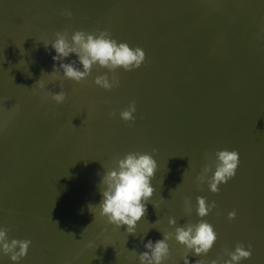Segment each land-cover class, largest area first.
Masks as SVG:
<instances>
[{
	"label": "water",
	"instance_id": "water-1",
	"mask_svg": "<svg viewBox=\"0 0 264 264\" xmlns=\"http://www.w3.org/2000/svg\"><path fill=\"white\" fill-rule=\"evenodd\" d=\"M52 1L46 0L47 6H50L46 12L50 14L52 20L62 26L63 31L67 30L70 34L76 30L95 32L106 29L117 41L127 42L132 48L137 46L143 48L146 59L136 70L120 69L117 72L119 84H128L127 89L132 87L128 93L134 96L131 101L135 100L137 107L134 122H125L121 119L112 120L113 122L118 121V129L122 131H118L116 136L108 135L112 136L116 145H120L121 152L119 149L113 152L110 150L111 155H105V150L101 149L103 154L100 162L94 159V155L91 158L78 156L73 151V147L85 154L86 147L89 152H94L96 143L85 132L88 128L80 120L79 114H89L87 119L96 136L97 126L106 127L105 125L111 123V120L105 119L109 118V113L113 111L111 107L117 109L118 106L123 109L122 104L113 102L106 104L104 99L94 95L91 91H89V97L82 90L77 89L78 83L75 81L64 80L59 75L50 74L49 69L52 67L55 50L51 45L46 48L41 42V49L46 54L48 53L47 56L50 59L36 53V50L40 51V46L32 42L31 37L28 36L27 30L29 31L32 25L30 23H24L26 27L23 25L20 21L21 11L0 8L1 31L5 32L4 34L0 32V78L4 79V87L7 86L3 88L0 85V95L3 94L4 89L6 94L13 92L16 96L7 99L3 97L4 105L9 104V109H14L12 102L18 99L21 101V109L26 108L28 114L26 118L25 110H19L16 113L17 116H23L24 113L21 120L25 122L21 123L19 130L18 127L13 129L11 126L10 134L21 142L27 133H32L30 138H33L35 144H40V148L32 146L30 151L21 150V154L22 156L31 154L33 158V155L41 156L42 146L51 148L49 137L47 139L44 137L49 121L56 119V132L63 137L64 141L69 132L64 130V136L61 129L72 128L73 135L71 136L78 137L76 140L74 137L69 140L74 144L72 148L67 147L66 150V153H71L72 158L68 157L71 160L70 164L60 152L56 154V158L60 165L64 163L84 172L82 174L83 183L80 182L78 188H73L72 192L82 198H86L87 195L91 196L89 203L86 199H83V202L82 200L77 201L80 206V209H77V215L85 217L88 221L86 223L80 220L72 221L74 226L65 224L64 214L57 213V205L55 209L51 205L53 200H58V193L53 191L55 189H51L53 183L47 181L50 186L39 192L42 195L41 198L19 203V198L16 197L13 208L19 211L22 219L28 216L31 222L28 221L25 222V226L24 223L19 226L16 221L6 222L1 219L0 227L10 229L8 233L10 238L32 241L27 256L22 258L19 264H35L34 258L40 264H91L86 262L84 256L90 254L89 256L95 257L99 251H102L105 247L102 234L106 235V230L96 224L97 221H93L97 219L98 211L92 206L98 205L102 199L99 185L104 173V171L98 172L97 168L103 165L105 168L112 167L111 157L124 155L125 147H122L124 143L129 146L127 153L129 151L151 153L153 148L158 149L157 153H153L158 167L152 180L155 190L151 201L147 203L145 217L137 222L134 235L126 232V225L121 227L120 232L125 231L128 236L139 238L134 239L138 242L147 243L148 240L155 242L163 239L160 232L161 227L164 233H174V227L169 224L170 218H175L179 226L187 222H198L201 218L196 213V198L214 195L211 202L215 201L216 207L202 219L214 226L218 238L207 255L202 254L199 257L190 253L188 256L190 264H196L197 260L202 264H211L214 259H229L228 256L219 255L223 249L218 240H227L226 236H229L216 229L217 226L220 227V224L225 228L234 226L241 235L243 229V232L247 231L250 234L254 232L251 243L238 238L236 240L239 241L231 242L230 246L234 249L239 242H243L245 246L250 244L252 256L250 259L241 261V264H264V184H260L264 178V0H169L171 4L168 0H118V2L114 0H71L69 7L61 2L62 8L59 7V9L51 5ZM41 2L44 0H36L34 4ZM164 3L169 5L166 6ZM145 4L149 10L155 5L156 7L145 12ZM170 5L172 10L175 9L174 12L170 9ZM185 9V12L191 11V13L184 15L185 12H182ZM66 11H70L71 16H68ZM177 14L178 17L183 16L179 22L176 20ZM172 17L173 21H171ZM191 19L193 21H190ZM196 19L200 21L194 22ZM191 22L192 30L194 34L197 33V40L200 43L198 47L193 46L192 37H185L186 39L183 40L181 36L184 37V35L179 34V28L187 30ZM37 31L34 30L35 33H38ZM173 34L177 37L172 36ZM44 38L49 39L47 36ZM177 44L179 45L176 46ZM185 45L189 48L182 52L180 46ZM43 60L44 64L41 62ZM73 60L77 61L76 67L83 70L82 64H79L78 57L74 53L65 58L63 62ZM15 61L18 66L14 65ZM37 66L39 69L36 68ZM56 67H59V64H56ZM40 70L41 73H35ZM105 71L107 70L102 69L101 74ZM90 76L87 78L89 81ZM94 79L93 77L92 80ZM39 80L40 83L36 84ZM30 82L33 83L31 88ZM41 84L44 85L43 88ZM61 84L67 93V98L63 103L57 104L51 97L45 98L47 91L53 92L55 88L57 92L61 91ZM97 89L111 97L108 90L102 87ZM68 95L74 97L73 101ZM78 99H81L82 104L89 100L90 108H84V105H81L83 112H81L82 109L71 108V105L79 104ZM54 105L57 110L61 111L60 114L57 113L58 119L52 111L56 109L53 108ZM116 113L119 114V111ZM91 116L96 119H90ZM99 117L102 121L97 120ZM136 123L141 125L137 131L133 129ZM62 126L65 127L62 128ZM125 129L128 132L125 133L123 131ZM63 146L68 145L63 144ZM101 147H106V145ZM225 148L237 150L240 162L235 177L228 183L221 184L220 191L214 193L209 190L206 182L201 185L196 177L202 172L206 163L214 160V155L211 159H206V154H213L215 150ZM7 151L6 149L5 152ZM23 157V165H30L35 169L37 164H30L28 159ZM53 158H55L54 154H51L50 160ZM57 160L55 162L58 164ZM33 171L26 170L25 173L31 174ZM60 171L58 174H62L63 179L72 184L70 174L64 169ZM253 171L257 173L258 178L252 184L256 187L250 191V182L248 184L247 181H250V178L253 179L251 177ZM245 183L249 187L244 188ZM60 184L61 182H57V185ZM241 185L242 188L239 189L238 186ZM184 187L191 192L185 190ZM172 190L175 191L172 192ZM20 191L22 192L19 194L26 192L24 189ZM68 193L70 192L62 196L63 202L65 196L73 197ZM158 194L162 197L161 202L154 198ZM221 195L223 200H221ZM186 198L190 200V207L185 203ZM35 206L41 207L42 210H38L41 212L37 213ZM32 210L36 212L35 218L30 216L33 213ZM222 210L223 214L224 212L226 214L225 218L220 219ZM233 210L237 213L236 218H246L245 221L250 227L235 225L236 218L227 220L228 213ZM74 212L76 211L72 213L66 210L60 211V213L71 214ZM151 213L153 214L150 215ZM154 217L161 219L160 228L151 222ZM115 227L112 225L111 230ZM88 228H90L89 235H92V238H88L89 245L86 246L83 230ZM92 230L96 232V235L90 233ZM140 230H143L144 234H139ZM67 236L70 238L67 239ZM124 239L130 238L124 237ZM124 239L121 238L123 242L119 240V243L125 245L130 242ZM168 244L170 255L164 264H184L183 258L189 250L178 243L174 237L168 240ZM224 244L228 245V243ZM95 247L96 250H94ZM143 248L144 246L138 243L136 247L130 249L132 254L135 251L137 253L148 251ZM0 256L14 264L9 256L2 252ZM120 256L112 255L114 259L119 260V264H122Z\"/></svg>",
	"mask_w": 264,
	"mask_h": 264
},
{
	"label": "clouds",
	"instance_id": "clouds-1",
	"mask_svg": "<svg viewBox=\"0 0 264 264\" xmlns=\"http://www.w3.org/2000/svg\"><path fill=\"white\" fill-rule=\"evenodd\" d=\"M66 14L71 16L70 11H66ZM42 42L46 48L51 45L56 53L53 60L60 61L59 67L54 65V71L51 74H59L64 80L80 83L87 80L94 67L106 69L107 71L97 75L93 82L109 91L119 86L118 70H136L146 59L143 48L139 46L132 48L127 42L117 41L106 29L95 32L76 30L70 34L68 31H57L51 38ZM73 53L78 57L83 70L76 67V60L63 62ZM40 80L36 84L40 83ZM41 87L43 88L44 85L41 84ZM61 89L58 93L47 91L45 98L50 96L57 104L63 103L67 98V93L63 90L62 84ZM110 102V100H105L106 104ZM136 111V102L133 100L119 111V118L125 122H134ZM116 114L115 110L109 113L113 117ZM157 152L156 148H153L151 153L131 151L122 156L112 157V167L105 168L103 165L104 173L99 185L102 199L98 205L92 207L99 210V215L106 218L107 223L119 229L126 225L128 234H135L137 222L145 217L147 203L151 201L154 192L152 180L158 167L153 153ZM212 155H214V160L204 165L196 179L201 185L206 182L211 192L218 193L221 184H226L235 177L240 162L239 152L226 148L217 149L213 154H206V159H211ZM190 163L189 160V166ZM185 175L186 172L184 177ZM196 201V213L201 219L196 223L187 222L179 226L175 218H170L169 224L174 227V233H163L164 238L155 242L148 240L144 244L148 251L142 253L135 251L140 264H164L170 255L168 240L173 237L189 250L183 258L184 264H190L188 259L190 253L199 257L202 254H208L218 234L214 226L202 218L216 207V202L208 203L206 197L203 196H198ZM185 203L190 207L188 198ZM236 215L235 210L230 211L229 220H234ZM9 231L7 227H0V252L9 256L14 264H19V261L27 256L32 241L10 238ZM227 255L229 259H214L211 264H241V261L251 258L252 246L250 244L245 246L243 242H239L233 250L228 251ZM196 264H202V262L197 260Z\"/></svg>",
	"mask_w": 264,
	"mask_h": 264
},
{
	"label": "bare ground",
	"instance_id": "bare-ground-1",
	"mask_svg": "<svg viewBox=\"0 0 264 264\" xmlns=\"http://www.w3.org/2000/svg\"><path fill=\"white\" fill-rule=\"evenodd\" d=\"M70 1L71 0H53L51 2V5H53L55 9H59V7L62 8L61 2H63L67 7H69L71 5ZM34 2H36V0H0V8H4L7 10H14V11L20 10L21 11L20 12V16H21L20 21L23 23V25H24V23H30L32 25V26H30L32 28L29 31L27 30L28 36L31 37L32 42L37 43L40 46L39 47L40 51L38 52V50H36V53H40L41 55H44V54L47 55L48 53L46 54L44 52V50L41 49V45H40V43L43 40H45L44 36L45 37L47 36V38H51L55 32H57V31L63 32V29H62V26H60L56 21L52 20L51 16H49L50 14H48L46 12V9H50V6H47V4H46V0H44V2H41L39 4H37V3L34 4ZM114 2H115V0H114ZM43 3H45V5ZM168 3H169V0H168ZM168 3H164V4L166 6L171 4V2L169 4ZM205 3H207V2L205 1ZM207 4H209V3H207ZM155 7H152L150 10L147 8V10L145 12H149V11L155 9ZM170 9H171V5H170ZM172 11L174 12L175 9H173ZM185 11H186V9L183 10L182 13H184ZM193 12L194 11H192V13ZM216 12L219 13V11H216ZM186 13L189 14V13H191V11L185 12L184 15ZM7 17H11V15L10 16L7 15ZM182 17L183 16H181V15L178 17V14H177L176 20L179 22V20ZM171 21H173V17L171 18ZM190 21H193V19H191ZM198 21H200V20L196 19L194 22H198ZM23 25H21V27ZM191 25H192V22L189 24V27L187 28V30H185L184 28H179V34L184 35V37L181 36V38L183 40L186 39L185 37H187V38L192 37L194 39L193 46L198 47V46H200V43L197 40V33L195 32L196 34H194V31L192 30ZM193 28L195 30L194 23H193ZM199 28L200 27H198V29ZM1 29H2V27L0 26L1 34H4L5 32L1 31ZM35 29L38 30L37 31L38 33L34 32ZM67 29L70 30V28H67ZM39 32H40V34H39ZM5 36H8V35H5ZM172 36L177 37L174 34ZM178 45L179 44H177L176 46H178ZM188 48L189 47L186 45L180 46V49L182 52H184L185 50H188ZM43 61H42V63L44 64L45 62H43ZM53 62H55V61L53 60ZM24 63L25 62H23V64ZM55 63L60 64V61H57ZM56 64H55V66H56ZM14 65H17V61L14 62ZM51 66L52 67L48 66V67H50V69H49L50 74L54 71V65H51ZM12 68L13 67L11 66V69ZM36 68L39 69L38 66ZM96 69H98V71H96ZM34 71H37V70L34 69ZM99 71H100V73H98ZM101 72H102V69L94 67L93 71H92V76H90L91 79H90V81L88 80L89 83H87V86H86V82L78 83L77 89L82 90L89 97H90L89 91H91L94 95H97V96L102 98V95H105V93H103L102 91H98L99 89H97V88H99V86L95 85L93 82L94 80H92L93 77L95 78V76L101 74ZM35 73L39 74V73H41V70L38 73L37 72H35ZM56 75H59V74H56ZM32 84L33 83L30 82V88L32 87L31 86ZM0 85L3 88H7V86L4 87V79L3 78H0ZM127 87H128V84L122 83V84H119L118 87H115V88L111 89L110 91L108 90V92L110 93V96H111V97L108 96L110 98V101L113 102L114 104L115 103H121L122 108H125L129 104V101H131L134 97L128 93L129 90L132 89V87H129L128 89H127ZM53 92L58 93L56 91V88L54 89ZM0 96H1L0 97V209L2 210V211H0V220L2 219L6 222L16 221V223H18L19 226L22 225L23 223L25 226V222L30 221L31 218H29L27 216V217H24L25 219H22V217L19 215V211L15 210L13 208L14 203H16V197L19 198V203L29 202V201L35 200L36 198H41L42 195L39 192L43 191L44 189H46V187L48 188L50 186L47 183V181H49L50 183H53V185L51 186V189H55L53 191H56L58 193V200L56 199V200H53V202H51V205L54 209L57 205V210H58L57 213H59L60 215L64 214L65 219H72V221L73 220H75V221L80 220V221L86 222L87 219L85 217H80L77 215V213H78L77 209L80 208L77 201L82 200V202H83V199L84 200L86 199L89 203L91 201V196L87 195L86 198H82V197H79L78 194H74L73 192L72 193L70 192V190L72 191L73 188H78L80 182L83 183L82 174L84 172L78 170L76 167L73 168V170H72L70 165H66L64 163L60 165L59 161L56 158V154H58V152H60L61 156H64L70 164L71 160L68 157H71V153L70 152L66 153V150H67V147L72 148V144H74L72 142H69V140L72 137H74V136H71V135H73L72 128H67V129L63 128L65 126H62L63 129L60 128L62 135H64V136H65L64 130L69 132L67 134L68 137H66L65 141H64L63 137L56 132V127H55V126H57L56 119L49 121L48 125H46L47 130L45 131L44 137L46 139L49 137L48 140L51 141V148H49L47 146H42L41 148H43V153H41V156H39V157H36L35 155H33V158H31V156H30L31 154L30 155H23L28 159V163H30V164L36 163L37 164V166L35 165V169H33L34 167L32 168V166H30V165L24 166L23 165L24 157L21 154V150L22 151H30L32 146L40 148L39 147L40 144H38V143L35 144L33 142V138H30L32 133L26 132L27 135H26L24 140H23V138L21 139V142L17 141L16 137L14 135H13L14 137L11 136L10 127L12 126L13 129H16L18 127V130H19V126L21 125V123L25 122V121L21 120L24 116L23 112H22L23 116L22 115L17 116V114H16V113H18L19 110H23V109H21L22 108L21 101H18V99H15L12 102V103H14V109H9L10 108V106H8L9 104L4 105V102H5L4 99L11 98V97H14L16 95L13 94V92H9V93L7 92V94H6V91L4 89L3 94ZM3 97H4V99H3ZM48 97H50V96H48ZM68 97L71 101H73V98H74L73 96L68 95ZM78 97L80 98L79 95H78ZM101 98H100V100H101ZM103 101L105 102V100H103ZM17 102H18V106H16ZM77 103H79V104L71 105V108H74L76 110H78V108L82 109L81 105H84V108H90V104H89L90 101L89 100H87L86 103L82 104L81 99H78ZM53 108H56V105H54ZM111 108L113 110H115L116 112L121 110V108L118 106H117V109H116V107H111ZM24 110L23 111L25 112V116H26V118H28V114L26 113V108ZM52 111H54V114H55L56 118L58 119L57 113L60 114L61 111L57 110V108L52 109ZM108 111H112V110H108ZM81 112H83V109ZM29 113H31V111H29ZM88 116H89L88 113L86 115L85 114H79L80 120L83 121V123L88 128V130H85V132L87 133L88 136H91V138L96 142L95 146H94V152H89L87 147L84 150L86 155L81 151L79 152L78 149H76L74 147H73V151L78 156H83V157L87 156L88 158H91L94 155V159H96V161H99V162L101 161L100 158H102L101 155L103 154L101 149L105 150V153H106L105 155H108L110 150H112V152H113V150L115 151V150L119 149L121 152L120 145L119 146L116 145L114 143L115 142L114 139H112V136L108 135V134H113L114 136H116L118 131H122V130L118 129V127H119L118 121H115V122L112 121V120H118V119L120 120L119 114H117L114 117L113 116H109V118L106 117L105 119L107 121L111 120L110 124L105 125L106 127H103L104 125H100V126H102V128H98V126H97L98 129H101V131L105 135V137L108 138V141L103 140L101 138V136H98V135H96L97 136V139H96V136L94 134V130L91 129L93 127H91V124L89 123V121L87 119ZM90 119L95 120L96 117L92 118V116H91ZM97 120L102 121V118L100 119V117H99V118H97ZM139 126H141V125L139 123L138 124L136 123L133 125V129L137 131L140 129ZM33 128L35 130L34 126H33ZM155 128H156V126H155ZM123 131L125 133L128 132V130L126 131V129ZM50 135H53V137H50ZM77 137L78 136H75L74 140H76ZM52 138L55 140H53ZM25 144H28V145H25ZM63 144L68 145V146H63ZM103 145L104 146L106 145V147H101ZM80 147L83 148V146H80ZM122 147H125L124 154L127 153V150H129L128 144L124 143V145ZM95 148H97V151H95ZM6 149L8 150L7 152H5ZM50 153L54 154V157H55L52 160H50V155H51ZM109 155H111V154H109ZM153 156H155V155H153ZM66 159L64 160L65 163H66ZM56 160L58 161V164L55 162ZM16 164H17V167H16ZM60 169H64V171L68 172L70 174V177L72 178L71 181H72L73 185L68 187L70 190L67 189V190H64L62 192V189H61L62 185L61 184H62L63 176H62V174H60V175L58 174V172H61ZM26 170H29V171L34 170V171L30 174L29 172L25 173ZM97 171L98 172L104 171V167H101V166L98 167ZM192 174H194V171H192ZM251 177H253V179L250 178V181H247L248 184L250 182V188H249L250 191H252L256 187L255 185H252V184L258 178L257 173L255 171H253ZM251 181H252V183H251ZM57 182H61L59 187H57ZM245 184L243 185L244 188L249 187L247 184L245 186ZM260 184L261 185L264 184V178L261 180ZM238 188L241 189L242 185L240 187L238 186ZM23 189L26 191L25 194H19L20 192H22L20 190H23ZM184 189L191 192L190 190L186 189V187H184ZM154 190H155V188H154ZM67 192H70V193H68V195H71L73 197L71 198L70 196H65V199L63 202L62 196L65 195ZM156 192L160 193L159 191H156ZM26 193H28V194H26ZM20 196H22V198ZM92 197L95 198V196H93V195H92ZM213 197H214V195L213 196L211 195L210 197H206L207 202L211 203V199ZM154 198L157 199L159 202L162 201V197L160 194L154 196ZM223 199L224 198L221 195V200H223ZM35 202H37V201H35ZM85 203H87V202L85 201ZM2 205H6V206H2ZM77 207H79V208H77ZM34 209L37 211V213L41 212L38 210H42L41 207H38V206H35ZM35 210H32L33 213L30 214V216L33 218H35L34 217L35 213H36ZM61 210H66V212H71V213H72V211H76V212H74L75 216H74V214H71V213H60ZM97 211H98V215L96 217L97 219H95L93 221H95V222L97 221L96 224H98L99 226H103L104 224H105L104 226L109 225V223H107V221H106V218L101 217L99 215L98 209H97ZM16 214L19 215V217ZM152 214L153 213H151L150 215H152ZM225 214H226V212H224V214H223V210H222V214H220V219H222ZM158 218L154 217V219L151 220V222L160 228L159 223H160L161 219L160 218L158 219ZM44 219H46V218H44ZM228 219L229 218H227V220ZM245 219L246 218L237 217L235 219L236 220L235 225L239 224L240 226H243V227H250V225L248 224L247 221H245ZM53 220H56V219H53ZM38 221L42 222L43 220H38ZM53 222H55V221H53ZM64 222H65V224H67L69 226H74L72 223H68L65 220H64ZM227 222H229V221H227ZM221 225L222 224H220V227H218L216 225L217 226L216 229H218L219 232H223L224 234L229 235V236H226V238H228L227 240H224V239L218 240V243L221 245L223 250L225 249L224 243H228V246H230L231 242L235 243L236 241H239V240H236L238 238H241V240H246L247 242L251 243L250 242V241H252L251 238L253 237V235H255L254 232H252V234L248 233L247 231L243 232L244 229H243L242 235H241L238 233V230L235 229L234 226H233V228H227V227L225 228V227H221ZM90 228H88L85 231L82 229L83 234H84L83 238L85 239L86 246L89 245L87 243L88 238L89 239L92 238V235H89ZM161 228H160V232L163 236L164 232ZM118 230H119V238L118 239L116 238L115 241H112V242L109 241L107 243V249L109 250V255H107L108 252L107 253L105 252L107 264H119V260H117V258H115L116 259L115 260L112 257V255L114 256V254L121 255L120 259H121L122 264H131V263L132 264H140L139 259L135 258L138 255L136 253L132 254V250L130 248L134 247V246L136 247V244H138V243L140 245L144 246L145 242H138V241L134 240V239H139L137 237H130V239H124V237H127V236H125L126 234L123 235L125 231L122 233V232H120L121 228ZM90 233H93L94 235H96V232H94V230H92V232H90ZM138 233L144 234V231L140 230V231H138ZM131 235H134V234H131ZM69 238L70 237L67 236V239H69ZM121 238H123L126 241L130 240V242L128 244L123 245V243H119V240H121ZM234 239H235V241H234ZM121 242H123V240H121ZM144 249H146V248L144 247L143 250ZM94 250H96V247ZM218 250H219V246H218ZM89 255L90 254H86L84 256L86 262H90L91 264H95V261H93L94 257L89 256ZM33 261L35 262V264H40L39 261L38 262L36 261V258H34ZM7 262L8 261L6 259H4L0 256V264H12L11 262H8V263Z\"/></svg>",
	"mask_w": 264,
	"mask_h": 264
},
{
	"label": "rangeland",
	"instance_id": "rangeland-1",
	"mask_svg": "<svg viewBox=\"0 0 264 264\" xmlns=\"http://www.w3.org/2000/svg\"><path fill=\"white\" fill-rule=\"evenodd\" d=\"M96 1V0H95ZM115 2H118V0H115ZM152 5H154V3H151ZM156 6V5H155ZM154 6V7H155ZM147 8L149 9V7L145 4V10H147ZM44 56H46V57H48L47 55H45L44 54ZM48 59H50L49 57H48ZM53 61V60H52ZM42 62V61H41ZM44 62V61H43ZM55 62H57V61H55ZM55 62H53L52 63V65H55L56 63ZM43 64V63H42ZM96 71H98V69H96ZM98 73H100V71L98 72ZM90 79H91V77H90ZM87 82H86V86H87V83H89V81H88V79L86 80ZM102 93V92H101ZM102 98L104 99V100H110V98L108 97V96H106V95H102ZM99 128V127H98ZM97 127H96V135H98V136H101V138L103 139V140H105V141H108V138L107 137H105V135L102 133V131H101V129H98ZM98 129V130H97ZM71 169L73 170V167H71ZM62 192L64 191V190H67V189H69L68 187L69 186H72V184H69L68 182H66L64 179L62 180ZM60 185H57V187H59ZM57 189V188H56ZM70 190V189H69ZM70 192L72 193V191L70 190ZM77 208H79V207H77ZM80 209V208H79ZM36 214V213H35ZM64 220L66 221V222H68V223H72V219H65L64 218ZM73 221H75V220H73ZM90 221V220H89ZM86 222H87V220H86ZM86 222H84V223H86ZM105 225V224H104ZM102 226L106 231V235H104V234H102L103 236H104V244H105V247L102 249V251H99L96 255H95V257H94V260L93 261H95V264H107V260H106V254H105V252L107 253V252H109V250L107 249V243L110 241V242H112V241H115L116 240V238L118 239L119 238V230H118V228L117 227H115V229L114 230H111V227H112V225L113 224H109V225H107V226ZM113 229V228H112ZM126 234V233H125ZM127 235V234H126ZM127 237H129L130 238V236H128L127 235ZM224 247H225V249L222 251V252H220L219 253V255L220 256H228L227 255V253H228V251L229 250H233V248L231 247V246H229L228 247V245H225L224 244ZM108 250V251H107Z\"/></svg>",
	"mask_w": 264,
	"mask_h": 264
}]
</instances>
